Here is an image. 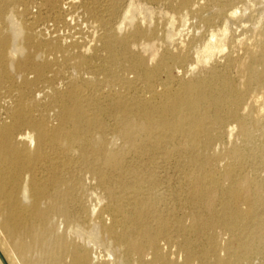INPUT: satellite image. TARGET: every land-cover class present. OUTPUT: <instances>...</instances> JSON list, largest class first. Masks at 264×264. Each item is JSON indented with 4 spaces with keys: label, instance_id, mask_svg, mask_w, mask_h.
<instances>
[{
    "label": "bare ground",
    "instance_id": "1",
    "mask_svg": "<svg viewBox=\"0 0 264 264\" xmlns=\"http://www.w3.org/2000/svg\"><path fill=\"white\" fill-rule=\"evenodd\" d=\"M41 1L23 26L0 0V232L14 264H57L56 248L68 264L261 251L264 174L243 164L264 172V10L253 40L244 22L263 0ZM254 129L261 142L245 149ZM42 217L58 218L54 242Z\"/></svg>",
    "mask_w": 264,
    "mask_h": 264
},
{
    "label": "rangeland",
    "instance_id": "2",
    "mask_svg": "<svg viewBox=\"0 0 264 264\" xmlns=\"http://www.w3.org/2000/svg\"><path fill=\"white\" fill-rule=\"evenodd\" d=\"M14 3H10L9 4V8L7 9L8 11H6L7 15L9 13V9H10V6H15L19 9V11L15 14V18L23 25V26H26V24L31 21L33 18L37 17L38 14L40 17L44 16L45 15V8L42 4V1L41 0H28L25 2H22L21 0H13ZM136 2H141V0H135ZM240 3L237 4V6H241ZM261 4H264V0L257 4L255 6V8L249 10V9H246L245 11V15H248V14H252V16H249V18L246 19V16H244V18L246 19V21L244 22L246 26H248V30L246 31L245 33V36L247 37H250L248 39L250 40H253L251 35H252V31L251 28H253L255 26V28H262L263 27V20H261L260 22L256 23V19H254L255 16L258 15L257 11L258 9H262L264 10V5H261ZM17 5V6H16ZM260 5V6H258ZM159 6V8H162L164 7V5H157V4H152V7L155 8V10L157 9V7ZM40 8V9H39ZM213 7H210V10L212 9ZM255 9V10H254ZM40 10V11H39ZM79 11H81V9H78ZM22 11V14L20 13ZM39 12V13H38ZM122 12V8L118 11V14H120ZM259 12V11H258ZM256 14V15H255ZM37 15V16H36ZM6 16V15H5ZM21 16V17H20ZM83 18V16H81V14L78 15V13L75 15V18L77 20V18ZM29 18V19H28ZM79 18V19H80ZM256 18V17H255ZM81 19L79 21H81ZM249 19V20H248ZM8 19L4 16H0V35H8V29H9V21H7ZM248 20V21H247ZM196 21V19L194 20ZM256 23V24H255ZM85 26H84V25ZM252 24V25H251ZM251 25V26H250ZM81 26L82 27V30L85 31V33H87V31L90 30V28L88 27V25L81 21ZM250 28V30H249ZM88 29V30H87ZM244 36L242 35H239L237 36V38H243ZM238 51V54H239V65L240 64H246L247 61H248V58L244 57L242 55V52ZM241 54V55H240ZM235 65H236V70H235ZM238 64L236 63H233L230 68H229V75L234 79L235 82L238 81V74H237V70H238ZM232 68V69H231ZM235 70V71H234ZM234 75V76H233ZM263 110H264V104H263ZM264 112V111H263ZM225 141H227L226 138H224ZM261 142V138H260V135H259V131L257 129H254L253 130V136H252V140L251 142H248V143H241L243 147H245V149H249L250 147H254L256 145H259ZM226 146H229L226 144ZM221 148V147H219ZM218 150H221V149H218ZM256 162L253 160H248L246 161L244 164H243V168L244 170L248 173V174H255V175H263L264 172L261 170V169H258V166ZM179 166V165H177ZM215 166L217 168H221V163H215ZM245 166V167H244ZM164 170L162 172V174H166L167 176H174L176 174L175 172V169H174V163H169V164H166L165 166H163ZM167 168V169H166ZM255 172V173H254ZM43 203V201L41 202V204ZM44 204V203H43ZM42 222L44 223H49L52 227H53V234H51L50 236H44L43 235V240H48L49 242H54L57 237H59L61 234H63L64 232L62 231H56L55 230V227L58 223V218L57 217H54V218H51V219H46V218H43L42 217ZM54 232H55V235H54ZM225 236L221 233H216V239L218 240H223L222 237ZM54 238V239H53ZM203 244H205V237H203L201 240H200ZM10 240L0 232V264H14L13 262V250L10 246ZM37 247V248H36ZM41 249V250H40ZM44 248H42V246H34L30 249V257L31 258H38L40 257H43L45 255L44 253V250H42ZM57 250V255H58V262L57 264H68L69 263V260L67 261V259H69L66 255V253H62L60 252V250L58 248H56ZM197 252L199 253V251L201 250L200 249H196ZM35 253L33 254L32 253ZM222 254V253H220ZM33 255V257H32ZM178 257H181V254L180 255H177ZM252 257V258H251ZM64 258V259H63ZM207 259L208 257H196L194 258V262L193 264H206L207 262ZM61 260V261H60ZM64 260V261H63ZM200 260H203V261H200ZM249 262V263H248ZM241 264H264V248H262L261 251H258L257 249L254 251L253 254L250 255V258H247V260L243 261Z\"/></svg>",
    "mask_w": 264,
    "mask_h": 264
},
{
    "label": "water",
    "instance_id": "3",
    "mask_svg": "<svg viewBox=\"0 0 264 264\" xmlns=\"http://www.w3.org/2000/svg\"><path fill=\"white\" fill-rule=\"evenodd\" d=\"M5 264V263H4Z\"/></svg>",
    "mask_w": 264,
    "mask_h": 264
}]
</instances>
